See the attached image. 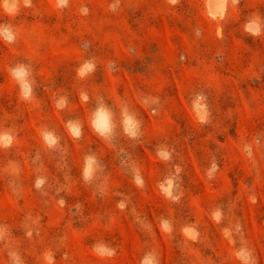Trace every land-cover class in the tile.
Returning a JSON list of instances; mask_svg holds the SVG:
<instances>
[{"label":"rangeland","instance_id":"rangeland-1","mask_svg":"<svg viewBox=\"0 0 264 264\" xmlns=\"http://www.w3.org/2000/svg\"><path fill=\"white\" fill-rule=\"evenodd\" d=\"M13 2L0 264H264V0Z\"/></svg>","mask_w":264,"mask_h":264},{"label":"clouds","instance_id":"clouds-1","mask_svg":"<svg viewBox=\"0 0 264 264\" xmlns=\"http://www.w3.org/2000/svg\"><path fill=\"white\" fill-rule=\"evenodd\" d=\"M67 0H57L58 6L62 7L64 4H66ZM170 3L175 4L178 2V0H169ZM28 0H25V4L27 5ZM0 6H2L7 12L13 13L16 11V3L13 2L11 4L8 3V0H0ZM247 31L252 32L253 35H258L259 30L253 28V26H248ZM0 38L6 40L7 42L11 43L15 40V35L12 31H10L7 27L0 28ZM94 70V65L91 62H87L83 65V67L79 70V75L83 77L87 73ZM10 75L13 78V80L16 81V83L20 86V95L22 99L25 101H28L32 98V87L31 83L28 80L29 73L24 69L23 66H18L14 69H10ZM81 99L83 101H87L88 97L86 94H81ZM57 107H62V103L58 104ZM203 119V117H201ZM92 126L94 130L100 134L101 136L107 135L111 131V124L108 113L103 109H98L96 113L94 114L93 120H92ZM135 124L133 121L129 118L125 120V131L129 134L134 136L135 135ZM71 134L73 137H79L80 136V129L79 127H70ZM43 139L45 143L51 147L56 143V139L51 134H44ZM13 142V138L7 134H0V147H8ZM161 155L166 159V155L161 153ZM91 172V164H89L88 168L85 171V178L87 179L88 175ZM137 184L140 183L139 177H137L136 180ZM170 194V193H169ZM122 207V205H121Z\"/></svg>","mask_w":264,"mask_h":264}]
</instances>
